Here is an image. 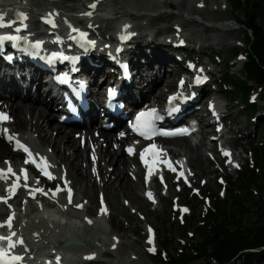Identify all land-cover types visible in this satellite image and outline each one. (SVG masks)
I'll use <instances>...</instances> for the list:
<instances>
[{
    "label": "bare ground",
    "instance_id": "bare-ground-1",
    "mask_svg": "<svg viewBox=\"0 0 264 264\" xmlns=\"http://www.w3.org/2000/svg\"><path fill=\"white\" fill-rule=\"evenodd\" d=\"M199 2V0H185L183 5L187 3L188 7L191 5H195L196 7ZM53 3H55L54 0H49V5ZM37 4L40 5L39 0H0V17L5 18L6 22L22 20L26 24L25 33L34 32L36 35L45 33V39L49 38L51 31L58 35L56 40L59 38L64 39L65 35H68L67 31H64V29L66 30V26H72L78 34H87L88 41H94V46H87L88 48L85 52L82 50L75 51L72 57L82 58L79 60L69 59L65 64L67 72L76 71L72 74L73 80L76 83L83 82L90 93V98L93 99L94 96L99 95L106 87L112 88L110 84L114 82L116 72L121 76L120 69L123 65L126 66L130 73V83L125 85L124 80L121 79L119 88L116 90L120 94L119 101L124 104L125 111L127 110L128 112H131L138 106L141 109L150 103L159 104L162 96L165 97L163 91H160L162 90V86L159 87V83L164 80L166 87L169 88L174 76H178L184 71H190L192 67L187 66L186 62L193 59L192 54L194 50L192 43H201L198 37V30L193 32V35L190 34V38H186L184 30H182V26L184 25L181 24L182 22H179V15L173 17L176 21L172 25L169 24V27L159 22L164 18L165 14H171L151 13L147 10L151 8L148 4L138 5L135 7L136 9L128 10L122 7L117 8L112 2V6L107 4L100 12L91 15L93 17L89 18L102 19L106 16V19L109 18L108 20H117V22L112 23L114 27L116 26V37L118 35L126 36L121 39L122 42H119V39H116V37V40L109 41L104 36L102 38V40L106 41L104 45L100 42L93 28L86 25L80 26L77 22V16L81 17L88 11L82 10L77 15L59 12L56 16H53L52 12L51 14L45 12L44 15L49 18L48 21L30 20L26 16L27 13L25 11L31 10ZM119 4L121 5L120 1ZM40 6L43 7L42 5ZM162 6L168 10H173L171 4L162 2ZM95 7L96 9L100 8V0H95ZM176 8L179 10L180 6L177 5ZM114 9H118V14L120 13L119 10H123V13L118 15L114 12ZM51 10L55 11V7H52ZM189 10L192 9L190 8ZM8 12L9 15L7 14ZM21 12H25V14ZM56 21L61 22L64 28ZM236 22L239 23V20H236ZM36 23L42 24L43 27H38ZM49 25H52V28H48ZM213 28L219 32V35L217 38H209L210 41L216 45L230 44L227 37L229 35L228 32L218 27ZM31 39L33 38L26 41H31ZM63 41H61V44ZM174 41L179 44L184 43L183 48L174 47ZM167 45H169V48ZM1 47L8 49V43H2ZM118 47L121 48V53L115 54V50ZM60 48L64 51L62 47ZM207 49V45L201 43L198 50V58L193 59L200 73L202 69L207 68L204 66L205 63L202 62L201 58ZM182 52L185 55H182ZM26 66H29L28 63L26 65L17 63L8 65L4 63L2 52L0 51V97L8 95L0 98V111L9 117L7 121L2 122L0 125V158L4 157L12 160L20 158L21 163L24 161V157L20 153V150L14 151L13 146L16 145L17 140L21 144L30 145L36 151L39 158H46L52 165L51 169H53L62 190L44 193L41 190V179L35 178L38 180V183L35 184L31 182L30 177L33 175V171L27 176L21 175L20 170L22 167H25L24 165H19L18 167L17 163H11L8 160L0 166V170H3L2 174H0V199L3 198V201L0 202V215H4L3 213H5V218L0 222V235L6 230L7 235H10L11 232L19 233V238L29 241L28 245L18 247V250H22V252L18 253L14 260L7 261L6 263L119 264L120 261L117 259L114 260L115 263H102L99 259H95L98 255L102 254V256H106L109 254L103 247H109L112 244V242L109 245L107 243L109 238V235L106 233L107 230L111 229L117 233H125L127 232L126 230H131L135 235L140 232V228L137 224L126 228L121 222L116 220L115 215L123 214L128 222L131 221L130 215L129 217L125 215L126 208L122 204L119 207L115 206L113 208L116 211L115 214H111L109 209L107 211V208H105L98 217L88 220L86 216L92 214L94 208L83 206L82 201L79 200V195L82 196L87 193L88 182L92 183L93 187L97 182H100L102 184V197L106 198L105 194L110 193L118 200V196L122 195L132 206H136L141 214H144L145 206L142 198L136 192L139 186L145 188L143 174L142 179L136 176L135 165L138 163L134 157H131V164L127 161V155L125 154V147L128 146L127 139L119 137L114 130L108 132L103 129L102 124L105 121V111L102 112L101 120L95 119L88 126L95 128L84 130V133L79 129H69L66 131L64 125L59 124L57 121L54 123L55 120H58L59 111L53 109L55 100H53V103L51 102L50 92L45 93L43 90L45 87L43 79L45 77L50 78L51 75L43 73L45 76L43 77L41 74L34 73L27 78V74L24 72ZM206 74L209 75V72L206 71ZM58 92L68 96L66 90L61 87L58 88ZM210 92L208 94L207 91L203 93L197 92L200 95V101L196 104H190L187 101V107L181 118L196 115L200 118L201 125L209 121L208 118L211 112H213V107L209 105L212 91ZM15 98H18V101H14L13 99ZM58 103L61 105V101H58ZM201 103H205L206 107L201 109L199 113L198 109ZM50 105L52 106L49 108ZM61 107L63 108L62 105ZM218 108L222 109L221 103L218 104ZM226 108L228 109L229 106ZM234 122L238 124L237 120ZM257 122L260 121L255 119L253 122L254 128ZM53 126L56 127L54 128ZM72 126L74 128L81 127L80 124ZM4 128L6 129L2 133V129ZM26 128L28 129L27 134L21 132L25 131ZM94 131H97V133ZM224 133L218 134L216 131L208 128L201 129L196 133L198 141L195 145H192L191 139L186 137L164 139L162 140L164 144L179 142L177 146L183 151V154L179 151L173 152L172 150L169 153L166 150V152H163V157L159 159L165 164L164 166L167 170H171L173 164L167 160V157L169 156L170 160H173L188 153L190 157H188V163H195L198 166L204 158V154L202 155L201 151L204 148L206 138L210 136L212 138L210 142H213L215 141L213 138L216 136L221 138ZM235 133H239V130L237 129ZM5 134L12 137V142L4 140ZM248 134L250 135L251 132L248 131ZM227 143L234 148V141L232 139H229ZM122 145L124 147L120 151L119 148ZM46 146L49 149H44ZM80 146H82L83 150L79 149ZM222 146H225V144H222ZM6 147H9V150ZM209 151L216 153L219 151V148L216 144H213ZM84 152L94 155L95 160L90 162L88 154L85 156ZM53 157L55 160H53ZM221 158L227 157L222 155ZM232 161H237L235 155H233ZM16 167H18L17 171L15 170ZM189 167L191 166L189 165ZM230 167L231 170H236L233 165H230ZM62 171L68 176L70 182L64 179ZM23 174L26 175V173ZM15 175H20L23 180L14 184L11 179ZM163 175L166 184L167 171H163ZM197 175V173H193L192 177H189V180L197 178ZM130 176L132 179H130ZM133 177H136L138 181L136 182ZM157 180L158 177H153L152 182L155 186L157 185ZM80 184H82V188L79 190L77 185ZM67 188L72 189L73 193H68L66 191ZM77 192H79L78 196L76 195ZM33 194L39 196L42 200L51 202L52 205L46 207V201L30 199ZM26 195L27 197L25 198ZM136 217L140 218L139 216ZM88 228L102 231V235L94 233L91 238H87ZM149 229H151V234L157 238V233L153 231L154 229L148 227V232ZM69 236L84 241L86 245L81 249L66 247L64 241ZM7 242L3 243L5 248L13 246L12 243L8 246ZM143 243L144 240L138 238V240H131L128 244H122V248L129 249L133 255L137 254L140 257V254H146L145 251H142L144 249ZM145 244L148 245L149 243L145 241ZM77 254H94L95 256L82 257L77 260L74 257ZM5 256L8 259L13 258V254L11 253H7ZM136 260V258L132 259L131 257L127 262L133 263Z\"/></svg>",
    "mask_w": 264,
    "mask_h": 264
},
{
    "label": "rangeland",
    "instance_id": "rangeland-1",
    "mask_svg": "<svg viewBox=\"0 0 264 264\" xmlns=\"http://www.w3.org/2000/svg\"><path fill=\"white\" fill-rule=\"evenodd\" d=\"M39 1L40 5H42L43 7L37 4L31 10L25 11L27 13L26 16L30 20L40 21L41 18H46L44 13L46 12L48 14H51V12H53L51 10L52 7H55V11H57L58 13L63 12L64 14L77 15L78 12L84 10L87 5H91L93 2L95 3V0H54L55 3L49 5V0ZM119 1L121 2V5L119 4ZM199 1L200 2L196 7L195 5H191L190 7H188L187 3L183 5L185 3V0H101L100 8H95V10H101L107 4L111 6L114 4L117 8L122 7L128 10L136 9L135 7L138 5L148 4L151 8L147 10H149V12L151 13L171 14H165L164 18L159 22L164 23L169 27L176 21V19L173 17H177V15H179V22H182L181 24L184 25L182 26V30H184L186 38H190V34L193 35V32H196L198 30L199 41L207 45L208 49L206 50V52H204L201 58L202 62L205 63L207 67L206 71L212 74L213 80H217L219 75L221 73H224L228 67H232L231 72L244 80L242 68L244 60H241V58L244 51L247 49L246 43L249 40L247 39V33L236 22V20H242V14L236 11L231 6L232 0ZM162 2L171 4L173 10L166 9V7L162 6ZM102 4L104 5L102 6ZM177 5L180 6L179 10L176 8ZM190 8L192 10H189ZM114 10V12L118 14V9ZM25 12L21 13L25 14ZM119 12L123 13V10H119ZM7 14L9 15V12ZM93 20L94 21L92 22V24H88L87 19L85 25L94 29V32L97 33V36L100 39L102 45H104L106 42L105 40H102L104 36L107 37L106 40L109 41H113L115 39L116 26L114 27V24L112 23L117 22V20ZM56 22L62 25L61 22ZM213 27H218L225 30V32H228L229 35L227 37L230 44L216 45L214 42L210 41L209 38H217L219 35V32L216 31ZM201 43H192V47L194 50L192 54L193 59L198 58V50ZM173 45L174 47H176L175 41L173 42ZM167 47L169 48V45H167ZM235 51H238L240 54L238 57L232 58V53H234ZM181 54L185 55V53L183 52ZM186 63L188 65V61ZM189 63H192V61H189ZM178 79L179 75L174 76L171 81L173 84H175ZM160 86H162V89L165 88L166 82L164 80L161 81L159 83V87ZM215 89L216 88L214 84L208 85L206 89L207 94L211 90ZM167 90L168 91L163 92V95H167L169 91L173 90V88L169 87L167 88ZM210 97L211 99H218L222 104L221 110H223L227 99L222 97L219 93L214 92H212ZM163 98L164 97L162 96L160 102L163 101ZM13 100L17 101L18 98H15ZM251 101L253 103H256V110L251 115L249 114V111L243 109V103H228L227 106H229V108H226L227 118L224 120V127L221 131L225 133L223 137L219 139H217L218 136H216V140L213 142H210L212 141V138L210 136L206 138L204 148H202L201 151L202 155L204 154V158L198 166L195 163H188V153L185 156H180L182 161L187 162L188 167L189 165L191 166L188 168L186 175L190 174V177H192L193 173H197V178H193L188 182L186 181L185 183L181 182V185L183 186L182 187L181 185L172 186V179L169 180V178L166 177V187L170 194L169 197H167L166 195L165 186L163 185L161 179H158L156 181V186L153 182H151L150 189L147 188L145 190L141 186L137 188L136 192L142 198V202L145 206L144 214H141L137 210L136 206H132L127 200L123 198L122 195H119L118 200H116L110 193L105 194L106 198L104 199L108 204L107 207L111 214L116 213V211L113 210L115 206L119 207L122 204L126 208L125 215H127L128 217L130 215L131 218V221L128 222L123 214H119L115 215L116 220L118 222H121L126 228L137 224V226L140 228V232L134 235L131 230L125 229L127 232L117 233L113 232L111 229H108L106 232L109 235L107 243L109 245L112 242V244L109 247H103L109 254L106 255V258L105 256L101 257L100 255H98L96 256L97 259H99L102 263H115L114 260L117 259L118 261H120L119 264H166V262L170 260V257H173L177 254L178 249L185 248L187 250H190V248H188L189 244H193L196 246L197 243L202 240L196 229L198 221L202 218L203 214H206V212L213 211L215 209L214 204L216 200L225 202L227 213L230 214V218L228 220V222L230 223L229 232L235 230L236 226L239 224L240 226H242V228H244L249 227L255 221L260 220L261 223H264V195H261L258 188L259 186H262L264 184V179L257 181L255 184L249 187V195H246L242 190L236 188L237 186H232L230 183L226 182L228 179H230L229 181L231 183L238 184V180L241 181L243 179L242 175L245 174V168L248 170L251 169L248 167V163L253 164V159L246 155V153L251 150L250 143L264 144V132L261 133V123L263 122L261 118L262 116H264L263 103H261L260 97L258 98L256 96L251 98ZM203 104L204 103H202L201 105L203 106ZM204 107H206V104H204ZM255 119L259 120L260 124L259 122H257L256 127L254 128L253 122L255 121ZM236 120L238 124L234 122ZM54 123H56V120L54 121ZM53 127L55 128L56 126ZM65 128L66 131H68L69 129H75L74 127L67 126H65ZM209 129H211L212 131L215 130V128L213 127H210ZM237 129L239 130V133H235ZM248 131L251 132L250 135L248 134ZM21 132L27 134L28 129L26 128L25 131ZM33 136L35 137V135ZM72 138L74 139V137ZM229 139H232L234 141V148H232V146L227 143ZM190 141L192 145H195V143H197L198 141V135H194ZM178 144L179 142H169L164 144V142L162 141L160 147L165 152L167 150L170 153V150H172L173 152L179 151L181 154H183V151L180 150V148L177 146ZM213 144H216L219 148V151L216 153L209 151ZM222 144H225V146L223 147ZM222 148L228 150L230 156H228L227 158H221V156L223 155V150L220 149ZM6 149L9 150V147H6ZM44 149L49 148L46 146V148ZM79 149L83 150L82 146H80ZM122 149L123 146H120L119 150L121 151ZM83 154L86 156L88 152H84ZM233 155L237 157L236 162L232 161ZM91 158H95V156H91L90 154H88V159L90 160V162H92ZM167 159H170V157L168 156ZM8 160L11 163H15L19 162L20 158L12 160L9 158L1 157L0 166H2V164ZM53 160H55L54 157ZM130 160L131 158L127 157V161L129 164H131L132 162ZM228 161L234 163V167L236 168V170H231ZM235 165H238V167H236ZM135 171L137 172L136 176L141 179L142 170L138 168V165H135ZM62 172L64 173V171ZM254 173L257 174V171L254 170ZM63 176L65 180L70 182V179L65 173ZM258 176L261 178L260 175ZM133 178L136 182L138 181L136 177ZM130 179H132L131 176ZM31 182L35 184L37 183V179H32L31 177ZM77 188L80 190V188H82V184L77 185ZM58 190L61 191V188L59 187L57 181L53 182L52 189L46 190L42 188V191L44 193ZM147 190L153 192L155 196V202L151 203L147 201ZM66 191L68 193H73V190L70 188H67ZM76 195L78 196L79 192H77ZM101 195L102 184L100 182H97L94 187L92 186V183L88 182L87 193L82 196L79 195V200L82 201L83 206L94 208L93 213L86 216L88 220L94 219V217H98L100 212L98 199ZM229 195H234V200H236V202H234V200H230ZM184 209H187V211H184ZM245 209H248V212H246ZM240 212L241 214L243 213L244 216H238L239 214L237 213ZM3 214L4 215H0V222L5 218V213ZM136 216H139L140 218H137ZM230 221H233L234 223ZM148 227L154 229L153 231L157 233V238H155L154 235L148 237ZM94 233L102 235V231H96L95 229L88 228L86 235L87 238H91ZM138 238H142L144 240V243L142 245L144 249H142V251H145L146 253L140 254V257L137 254L133 255L129 249L122 248V244H128L131 240H138ZM149 239L153 240V244L146 245L145 241L147 242ZM167 241L171 244L166 250H163L161 245L162 243H165ZM149 249L152 250L150 251ZM154 250H157L159 253H161V256L159 253L154 255ZM192 254L198 255L201 253L198 252V254H196V250L192 248ZM75 256L82 257V255L80 254H77ZM131 257L132 259L136 258L137 260L133 263L127 262V260ZM263 258L264 255L261 257L260 261H253L249 264H264ZM206 261H208V258H200L196 259L191 264H204ZM233 264L243 263L241 261H236Z\"/></svg>",
    "mask_w": 264,
    "mask_h": 264
},
{
    "label": "trees",
    "instance_id": "trees-1",
    "mask_svg": "<svg viewBox=\"0 0 264 264\" xmlns=\"http://www.w3.org/2000/svg\"><path fill=\"white\" fill-rule=\"evenodd\" d=\"M231 6L242 14L240 23L249 40L242 57L244 80L232 73V67H229L219 75L216 87L219 89V94L225 99L243 103V109L249 111L251 115L256 110V103L251 101L252 97H260L264 108V0H232ZM234 56H239V52L235 51ZM261 120H263V122L261 121L262 133L264 132V116ZM250 146L251 150L246 155L253 159V164L248 163V167L251 169L245 168L243 179L238 180V184L231 183L230 179L227 180V183L237 186L236 188L242 190L246 195L250 194L248 189L251 185L264 179V144L250 143ZM254 170L257 171V174L254 173ZM258 188L261 195H264V184ZM229 198L234 200L235 196L229 195ZM214 207L213 211H208L198 221L196 229L202 240L196 246L189 244L191 250L194 248L196 254L198 252L201 254L196 256L192 254L191 250L181 248L177 250L176 255L170 257L167 264H190L197 258L203 257L208 258L204 264H213L210 260L215 264H229L236 261L249 264L253 261H260L264 255V223L259 220L244 228L239 224L235 230L229 232L230 214L227 213L225 202L216 200ZM245 211L248 212V209ZM237 214L244 216L241 212ZM170 244L168 241L162 243V249L166 250ZM255 249L259 252L249 251ZM159 254L161 256V253Z\"/></svg>",
    "mask_w": 264,
    "mask_h": 264
},
{
    "label": "snow or ice",
    "instance_id": "snow-or-ice-1",
    "mask_svg": "<svg viewBox=\"0 0 264 264\" xmlns=\"http://www.w3.org/2000/svg\"><path fill=\"white\" fill-rule=\"evenodd\" d=\"M18 25L17 27H15L13 30L14 32H21L24 31L26 29V24H24V22L22 20H16V21H11V22H6L5 18L0 17V28H3L5 26L7 27H12L13 25ZM8 39L10 40H20V37H13L10 36L8 37ZM77 43L80 44L81 47H85V46H94V41H88L87 39V34L85 33H80L79 34V38L76 40ZM0 43H3V40L0 39ZM17 45L13 44V47L15 48ZM30 49L32 50L30 54L33 55H38L39 52L42 50V42H34V43H30L29 44ZM27 51V50H26ZM70 58L64 56L62 53L61 54H57V53H53L51 55L50 58H48V62L51 63L53 60H61V61H66L69 60ZM125 70H126V66H125ZM183 82H181L182 84ZM112 93H110L111 95ZM175 99V98H173ZM149 117H152L151 120H142V117L145 116L144 113H141L140 116L137 117V123L135 126V131H137L141 136H149V134L153 131H155L153 124L155 119H157V117H155L154 115V111L150 112L147 114ZM9 119V117L7 115H5L4 113H0V123L7 121ZM9 142H12V137H9ZM16 145H17V149L16 150H23V152L28 155V156H32V153L30 151V149L21 144L18 140L16 141ZM127 151L131 154L133 152L132 148H128ZM223 155L225 157L230 156V153L225 151L223 152ZM141 160H144V156H141ZM31 163H33L36 167L38 168H42L44 169V174L47 176H50V172L48 171V169H50L52 167V165L48 162V160L46 158L41 157L40 161L37 162L34 158L32 161H30ZM229 163H231V161H228ZM236 167H238V165H235ZM3 170H0V174H2ZM9 171H11V169H9ZM222 183V181H221ZM147 197L150 200H153L154 202V198L151 192L147 193ZM184 211H187V209H184ZM149 233L151 234V229H149ZM150 245L153 244V240L149 239L147 241ZM150 251L152 249H149Z\"/></svg>",
    "mask_w": 264,
    "mask_h": 264
},
{
    "label": "water",
    "instance_id": "water-1",
    "mask_svg": "<svg viewBox=\"0 0 264 264\" xmlns=\"http://www.w3.org/2000/svg\"><path fill=\"white\" fill-rule=\"evenodd\" d=\"M65 246L68 247H83V243L76 238H70L65 242Z\"/></svg>",
    "mask_w": 264,
    "mask_h": 264
}]
</instances>
